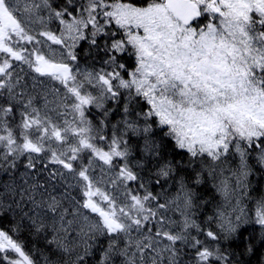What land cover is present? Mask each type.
I'll use <instances>...</instances> for the list:
<instances>
[{
  "label": "snow or ice",
  "instance_id": "snow-or-ice-1",
  "mask_svg": "<svg viewBox=\"0 0 264 264\" xmlns=\"http://www.w3.org/2000/svg\"><path fill=\"white\" fill-rule=\"evenodd\" d=\"M45 10L46 17L41 15ZM53 21L62 26L59 34L48 28ZM113 22L119 38L106 30ZM36 24L45 30L36 31ZM89 27L92 45L99 47L97 35L108 37L104 63L111 71H81L73 64L76 43L88 39ZM127 56H134V68L122 62ZM17 61L59 82L63 94L50 89L57 99L48 100L45 94L43 107L36 106V97L16 91L21 86L13 75ZM0 99V169H15L21 157L28 169L46 161L49 181L67 175L82 195L72 211L51 194L39 202L28 195L36 207L53 214L51 225L32 221L38 232L51 228L47 244L52 252L43 264H87L99 237H107V247L97 264H182L180 246L192 249L191 264H234L235 253L220 247L237 238L241 222H247L233 197L252 174L248 157L257 153V162L264 165V0H148L143 6L131 0H84L78 5L67 0L59 7L52 0H0ZM109 100L117 107H106ZM92 107L102 110L103 120L90 119ZM17 110L19 122L13 123ZM117 113L120 118L113 125L109 117ZM153 125L166 127L164 135L174 140V150H186L187 166L164 160L152 139ZM105 128L111 129L110 136L101 134ZM132 137H142L144 151L163 161L155 184L174 181L171 198L149 191L128 163ZM230 150L239 155L235 170L221 166ZM94 161L116 170L108 183L116 188L119 182L125 191L117 196L104 190L103 176L94 175ZM49 164L59 168L48 169ZM217 176L223 203L208 217L217 231L205 230L193 219L195 189ZM128 182H138L142 192L128 189ZM30 187L35 192L44 185ZM254 217L264 228V198L256 200ZM193 230L206 239L193 236ZM15 235L0 229L3 260L37 264ZM245 252L253 254L251 243Z\"/></svg>",
  "mask_w": 264,
  "mask_h": 264
},
{
  "label": "trees",
  "instance_id": "trees-1",
  "mask_svg": "<svg viewBox=\"0 0 264 264\" xmlns=\"http://www.w3.org/2000/svg\"><path fill=\"white\" fill-rule=\"evenodd\" d=\"M84 0H73V4L78 5L83 3ZM131 2L137 4V5H145L148 0H131ZM52 4L54 7L64 6L67 4V0H52ZM72 7H69V10H71ZM74 11V9H72ZM75 12V11H74ZM76 13V12H75ZM109 31V30H108ZM110 32L112 31L110 28ZM118 35V34H117ZM108 39L107 36H103L102 38H97V47L96 45H88L86 42H83L78 48L77 53L78 57L80 58V61L90 67L99 66L100 64H105L104 61L107 59V56L104 52L105 47V40ZM124 62L128 67L133 65V57L127 56L122 61ZM125 101L122 99L121 104ZM4 103V99L1 100L0 104ZM140 106L144 109L147 108V105L143 100L140 101ZM106 107L116 108V103H110ZM90 118L93 121L97 120H103L102 116V110L98 111L95 108L90 109ZM120 116L119 114H115L109 117L111 120V123L114 125L116 124L117 120H119ZM19 122V112L17 110L16 117L13 123ZM106 134H109L111 132L110 128H105ZM167 131L166 127L162 130L161 128L157 127L156 125H153V132L154 135L152 136V139L160 145L159 151L160 155L164 158V160H175L182 162L185 166L188 165L189 162V155L187 154L186 150H174V140L171 137H167L164 135V133ZM129 137H125V139H128ZM130 156L129 159L134 162L133 164H137L136 170L141 178V182L144 183L145 187L152 191L153 193L157 192V187L155 184V180L157 179L155 173L156 169L159 163L163 162L161 161L157 156L151 153H146L144 151V140L140 137H132L130 140ZM230 157L233 159L230 161H227V163L221 165L225 169H232L235 170L236 167L239 164V156L237 154H234L233 150H230ZM228 157V158H230ZM256 154L253 153L248 157V164L251 169V175L248 176L247 181L245 182V186L242 187L244 190V197L248 201L249 204H252L253 202H256V200H259L260 198H264V170L261 167L260 163L257 162ZM87 160H85L86 163ZM232 163H237L235 165H232ZM193 165H195V161L193 162ZM187 174V173H182ZM19 174H16V169H10L8 171H4L0 169V196L4 195L5 189L11 185V181H14L16 177ZM224 175L231 176L230 171H225ZM221 177L217 176L215 179L212 177H207L204 184L199 185L196 187L195 192L197 196V203L198 207L193 209L194 216L193 219L196 220V223L200 225L202 229H208L211 228L213 231H217V225L215 223H209L208 217L213 216L214 210L218 204L223 203V197L222 194L217 190L216 185L219 184ZM163 181V180H161ZM7 182V185H4L3 183ZM169 183L173 184L174 181L169 180ZM132 183V182H131ZM138 182H133L134 185H132V190L135 192L136 185ZM174 192L176 191V188L173 187ZM246 193V194H245ZM4 200V199H3ZM2 200V201H3ZM203 201H207V203H201ZM22 204V202H19ZM12 216L9 213H2L0 215V224L3 228L5 225L13 227L12 222ZM19 229V228H18ZM20 232H23L21 229H19ZM193 236H197V232L192 231ZM24 233V232H23ZM262 234H264V228L262 226L258 225L254 222V220H248L247 222H244L240 224V227L237 232V238H234L229 241H223L222 247L223 249L235 253V255L232 257L233 261L236 264H264V242H262ZM202 239V238H201ZM25 246L27 248H30L31 250L37 251L40 244H35L36 249L30 244H28V239H24ZM91 243V241H90ZM251 243L254 247L253 254L249 255L245 252V248L247 244ZM47 248H50L49 246H46ZM107 247V237H99L93 248L91 249L94 254L91 253V256L87 258V264H97L99 261V258L102 254V251L104 248ZM192 249H188V247H181V255L185 256L192 253Z\"/></svg>",
  "mask_w": 264,
  "mask_h": 264
},
{
  "label": "rangeland",
  "instance_id": "rangeland-1",
  "mask_svg": "<svg viewBox=\"0 0 264 264\" xmlns=\"http://www.w3.org/2000/svg\"><path fill=\"white\" fill-rule=\"evenodd\" d=\"M41 15H44L46 17L47 16L46 10L42 11ZM33 27L35 28L36 31L45 30L44 27L42 25H39V24H36ZM48 27H49V25H48ZM61 27L62 26H60L58 24V22H55L52 25L53 31L56 32L57 34H59V29ZM80 41L81 40L77 41V43H76V47L74 49L75 53H77V48L79 47ZM28 47L30 48L31 45H29ZM54 47H60V46H54ZM129 51L131 52L130 49H129ZM75 62H78V59ZM79 69L81 71H84L85 69H87L89 71L100 70V69H104L106 71H111L110 67L106 68V67H104V65H102L100 67H96V69H94V68L86 67V66L80 64ZM13 75L18 76L21 80V86L17 88L18 89L17 92L23 91L26 94H29V95L36 97V106H38V107H43L45 94L47 95L48 100L57 99L56 95L53 93H50L48 90L59 89L60 94H63V92H64V89L59 84V82L51 81L50 79L45 78V77H40L39 74L35 73L27 65L22 64L19 61L14 63ZM33 85H35V88L33 87ZM109 101H111V100H109ZM71 102H72L71 100L68 101V103H71ZM111 102H113V101H111ZM54 106H55L54 104L49 105L50 108L54 107ZM67 118L69 120L72 119V116L70 114V110H69V115L67 116ZM105 131H106V129H104L101 134L104 136H110L111 135V132L109 134H106ZM99 146L104 147V144L101 142L99 144ZM105 150H107V149H105ZM46 163H47L46 161H44L43 163L38 161L37 167L35 169H28V168H26L27 159L25 157H21L20 160L17 162V167L15 169H18L20 167L21 169L26 168V170L23 172H21V169L19 170V172H21V173L16 177V179L14 181H11V185L5 189L4 195L0 196L1 201L4 199L3 200L4 203H0V204L2 206H4L5 203H8V205L6 204L5 207H7L6 208L7 210H10L11 209L9 207L10 204L15 205L17 203L16 201L27 203V205H28L27 212H28V216L30 217L31 220L37 221V220H43L44 219V221L45 220L47 221L48 217L53 218V214L47 212L46 207H44V206L36 207L31 201H29L27 199V197L29 194H33L35 196L36 201L39 202L42 200L47 201L48 195L51 194L53 196H56L57 199H61L63 201L64 207L69 208V211H72V209L75 208V202L76 201L82 202V195H81L80 189L78 187H72L71 186V185H74L75 182L70 177H68L67 175L63 179L57 178L56 180L49 181L47 170L44 168V164H46ZM86 163H87V161H86ZM47 168L55 170V168H59V166H55V168H54L52 165L49 164V165H47ZM93 168L95 170L94 175L96 177L103 176L105 183L102 185V187L104 188V190L108 191L109 194L119 196L120 192L125 191L124 186L119 185V182H118V185L116 188H114L110 183H108L109 177L114 178L116 170L109 171L108 166L103 165L102 162H99V161L93 162ZM101 168H103V171H101ZM37 182L43 184L44 188L37 189L35 192H33L30 185L37 183ZM5 185H7V184L5 183ZM171 185L172 184L168 182L166 184V187L171 188L173 190V187H171ZM127 188L131 189L130 182H128ZM1 189H2V187L0 188V190ZM11 189H14V191H12ZM135 191H142L139 188V183L137 184ZM22 196H23V198H22ZM236 200H239V202H240L239 206L245 210L246 215H245L244 219L246 221L255 220V217H254L255 202H253L252 204L248 203V201L244 197V190L242 187L237 189V191L233 197V203H235ZM160 202L163 203L164 201L161 200ZM17 208H19V210H21L23 208L22 204H19L17 206ZM13 211H15V210H13ZM81 211L84 212V214L90 215V219L94 220L96 218V216H94V214H89L88 210L81 209ZM71 218H72L71 216L67 217V219H71ZM177 218H178V214H177ZM241 223H244V222H241ZM135 235H136V233L134 232L133 236H135ZM36 254H39L38 251H36ZM181 260H182V257H181ZM186 261H187V264H191V257L189 258V260L186 259ZM41 264H43V263L41 262Z\"/></svg>",
  "mask_w": 264,
  "mask_h": 264
},
{
  "label": "bare ground",
  "instance_id": "bare-ground-1",
  "mask_svg": "<svg viewBox=\"0 0 264 264\" xmlns=\"http://www.w3.org/2000/svg\"><path fill=\"white\" fill-rule=\"evenodd\" d=\"M67 18V17H66ZM84 42H88L87 44L88 45H91V43H90V40H84ZM78 61L79 62H81L80 61V58H78ZM98 65V64H97ZM96 65V66H97ZM96 66L95 67H93L94 69H96ZM140 138H142V137H140ZM143 139V138H142ZM228 157H230V156H228ZM227 157V161H230V160H232L233 158L232 157H230V158H228ZM230 162H232V161H230ZM128 163L131 165V166H134V170H136V165L135 164H133L134 162H132L130 159L128 160ZM133 164V165H132ZM235 164H237V163H232V165H235ZM27 168V167H26ZM26 168H23V169H21L20 167L18 168V169H16V174H20L21 172H23V171H25L26 170ZM21 169V172H19V170ZM5 183L7 184V182H4V185H5ZM166 184L167 183H164V181H161V185H157L156 184V187H157V192L156 193H163L164 195H166V196H168L169 198H171V196L175 193L174 192V190H172L171 188H167L166 187ZM161 200H163V199H161ZM17 203L14 205V204H10V210H7L6 208L7 207H5V205L7 204L8 205V203H5V205L4 206H2L1 204H0V215H2V213H10L11 214V216H12V223L11 224H13V226L15 227V228H19V229H21L23 232H19V236L20 237H22L23 239H25V238H27L28 239V244L30 245H32L35 249H36V246L33 244V243H35V244H40L39 245V248H38V253H39V257H40V259H39V264H41V262L43 263V261H44V257H46V256H50L51 255V252H52V246H50V245H48L47 244V241L49 240V239H51V235H52V233H51V228L49 227V228H47L46 230H44V231H37V228H36V226H34L33 224H32V221L33 220H31L30 219V217L28 216V212H27V210H28V205H27V203H24V202H22V209L21 210H19V208H17V206L20 204L18 201H16ZM0 203H4L3 201H1L0 200ZM13 210H15V211H13ZM46 219V218H45ZM40 221L41 220H37V224H39L40 223ZM45 224H47V225H51V223H52V218L51 217H48V220L46 221H44V219L42 220ZM205 230H207V229H205ZM194 232H195V230H193ZM193 233V232H192ZM198 238L199 239H201L202 238V240H204V239H206L205 238V236L203 235V234H200V235H198ZM46 246H49L50 248H47ZM209 246H211V244H209ZM220 247L223 249V247H222V243H221V245H220ZM94 251V250H93ZM92 250H91V253L92 254H94V252H93ZM181 257H182V264H185V262H187L186 261V258H185V255L183 256V255H181ZM100 259V258H99ZM0 264H7V262H0ZM234 264H236L235 262H234Z\"/></svg>",
  "mask_w": 264,
  "mask_h": 264
},
{
  "label": "flooded vegetation",
  "instance_id": "flooded-vegetation-1",
  "mask_svg": "<svg viewBox=\"0 0 264 264\" xmlns=\"http://www.w3.org/2000/svg\"><path fill=\"white\" fill-rule=\"evenodd\" d=\"M82 4V3H81ZM98 19H100L99 17H98ZM109 31H110V29H109ZM14 239H17V240H19V238H16V237H13ZM185 255V254H184Z\"/></svg>",
  "mask_w": 264,
  "mask_h": 264
}]
</instances>
